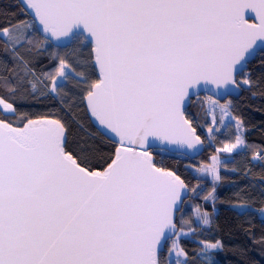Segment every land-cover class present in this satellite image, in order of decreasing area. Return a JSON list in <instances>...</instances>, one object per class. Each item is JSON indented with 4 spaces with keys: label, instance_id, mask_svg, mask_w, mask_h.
<instances>
[{
    "label": "snow or ice",
    "instance_id": "obj_1",
    "mask_svg": "<svg viewBox=\"0 0 264 264\" xmlns=\"http://www.w3.org/2000/svg\"><path fill=\"white\" fill-rule=\"evenodd\" d=\"M27 7L34 19L23 28L44 41L91 45L96 78L76 75L116 147L99 159L70 151L59 119L30 118L0 98V264H189L172 240L189 222L181 218L176 231L186 185L154 163L153 145L201 143L183 111L190 90L203 83L227 93L249 59L264 56V0H27ZM0 40L15 51L32 36L15 25L0 29ZM67 68L60 60L55 75L45 74L54 92ZM241 143L237 135L221 151ZM212 160L206 171L215 173ZM201 220L209 223L207 213ZM201 243L202 253L221 246Z\"/></svg>",
    "mask_w": 264,
    "mask_h": 264
},
{
    "label": "trees",
    "instance_id": "obj_2",
    "mask_svg": "<svg viewBox=\"0 0 264 264\" xmlns=\"http://www.w3.org/2000/svg\"><path fill=\"white\" fill-rule=\"evenodd\" d=\"M25 23L30 25L32 20L17 0H0V29L20 25L32 36L31 44L25 43L15 51L0 40V98L13 103L18 113L30 118L59 119L65 125L68 150H83L97 159L109 156L116 145L92 126L82 103L86 93L76 75L84 73L91 80L96 78L92 75L91 46L73 41L64 46H52L32 28L24 29ZM17 52L27 61L30 72H25ZM60 60L68 65L70 75L53 95L51 81L45 74L52 75ZM245 80L249 83H244ZM5 82L8 87H16V91H8ZM236 82L241 93L227 100L231 116L241 122L242 150L222 155L224 145L235 142V130L228 125L207 137L208 116L202 102L194 98L184 115L204 142L203 153L189 160L181 155L152 151L154 163L179 175L189 190L175 220L177 232L181 218L189 221L182 225L188 235L177 242L187 251L189 264H209V261L211 264H264V56L255 55L245 71L236 76ZM32 84H36L35 91ZM12 120L13 126H17L16 118ZM219 153L224 160L219 166L218 182L213 184L200 178L197 168L208 165ZM241 204L244 209H235ZM205 213L210 219L208 227L199 225ZM201 241H220L221 246L202 253L205 245ZM165 254L166 251L164 259Z\"/></svg>",
    "mask_w": 264,
    "mask_h": 264
},
{
    "label": "water",
    "instance_id": "obj_3",
    "mask_svg": "<svg viewBox=\"0 0 264 264\" xmlns=\"http://www.w3.org/2000/svg\"><path fill=\"white\" fill-rule=\"evenodd\" d=\"M17 1L20 4V6L25 10V12L29 16V18L31 20H33L34 19V11L27 7V0H17ZM246 18H247V16H246ZM37 23H38V20H37ZM38 34L43 39L44 34L42 32L38 33ZM70 41L71 40H68L66 38H61L60 41H56L55 38H53V40L50 42V44L52 46L58 47V46L67 45ZM91 54H92V61H93L94 53L92 52V47H91ZM254 57H255V55L249 59V62L247 64H249L254 59ZM92 66H93V64H92ZM246 67H247V65H246ZM246 67L244 68L243 72L245 71ZM243 72L236 74V76L242 74ZM236 76H235V79H236ZM227 88H228V91L226 93L224 91L223 87L221 89H217L215 85H206L205 86L203 83H201L200 85H197L195 88L190 90L191 96H190V99H188L187 102L185 103V105L183 106V111H185L189 107L191 99H194L200 95H204L208 98L211 97L212 100H216V101L221 103V102H224L225 100H227L228 98H237L241 93L240 88L237 86V84L236 85H229V86H227ZM85 96L83 97L82 103L85 107L87 116L92 123V126L101 136H103L106 140L113 143V140L110 137L114 136L115 134L111 133L110 130H108L107 134H106L105 127L103 125H100L99 121L96 120V118L91 115V111L87 107V101L85 99ZM116 139H118V137ZM159 145H160V142H157L156 145H153L152 151H160ZM203 150H204V142L201 140V143L195 145V147H193V148H188L186 145L169 144L165 147L163 152H166V153L172 154V155H181V156L186 157L189 160H194V159H197L203 153ZM183 195H184V201H185L189 195V191L187 188H186V190H184ZM181 207H182V205H181ZM176 214L174 216L175 220H176ZM174 237L175 236H173L172 240L174 239ZM172 240H169L168 242H170Z\"/></svg>",
    "mask_w": 264,
    "mask_h": 264
},
{
    "label": "rangeland",
    "instance_id": "obj_4",
    "mask_svg": "<svg viewBox=\"0 0 264 264\" xmlns=\"http://www.w3.org/2000/svg\"><path fill=\"white\" fill-rule=\"evenodd\" d=\"M58 67H59V65H58ZM57 71V70H56ZM56 71L52 74V75H55V73H56ZM66 72H68V75H70L69 74V70L68 69H66ZM57 79H59V77H57ZM64 82V81H63ZM62 82V83H63ZM242 84H243V82H242ZM62 85V84H61ZM53 95H54V91L52 90V87H51V91H50ZM195 101L196 102H202V108H203V110H205V112H206V114H207V116H208V122H209V126H210V128H213V129H216V130H214V131H217V130H221L222 128H224L225 127V125H231L233 128H234V130H235V139H236V136L237 135H239L240 136V138H241V140L243 141V136H242V127H241V125H240V127L238 128L237 127V121L236 120H234V119H230L229 117H224L223 116V112H222V110H221V108L219 107V106H216L215 108L213 107V105H212V103L209 101V98L208 97H206V96H198V97H196L195 98ZM220 105H226L227 107H228V109H229V106H230V103H229V100H225L224 102H218ZM2 107V106H1ZM213 116H215L216 117V120L217 121H219L221 118H223L224 119V124L223 125H221V124H219V123H214L213 122ZM230 116H231V114H230ZM232 117V116H231ZM213 132V131H212ZM212 132H209V130L208 131H206V136L207 137H209L211 134H212ZM235 143V142H234ZM243 147H244V142L243 143H241L236 149H234L232 152H224V151H222L221 153H222V155H230V154H232L233 152H235V151H238V150H242L243 149ZM221 153H219L218 155H216L215 157H216V162H215V168H216V171H215V173H213V172H210V171H206V169L209 167V166H211L212 164H213V160H212V158L210 159V162L208 163V165H205V166H198V176L200 177V178H202V179H204V180H208L209 182H211V183H213V184H215V183H217L218 182V179H215V176H217L218 175V171H219V166H220V163L221 162H223V160L224 159H222V158H220V154ZM189 191V190H188ZM235 209H237L238 211H241V208L240 207H238V206H235ZM243 209H244V207H243ZM207 219L209 220V222H210V219H209V217L207 216ZM199 222H200V226H202V227H208V225H209V223L208 224H205V223H203V220H201V218H200V220H199ZM188 234H185L184 233V235H177V236H175L174 237V239L173 240H175L176 241V243L178 242V240L181 238V237H183V236H187ZM168 245H169V247H171L172 246V241H170V243L168 242ZM207 250H212V249H207ZM165 251H166V254H165V261H167V259H168V252H167V250L165 249ZM164 251V252H165ZM181 259H183V257H181Z\"/></svg>",
    "mask_w": 264,
    "mask_h": 264
},
{
    "label": "crops",
    "instance_id": "obj_5",
    "mask_svg": "<svg viewBox=\"0 0 264 264\" xmlns=\"http://www.w3.org/2000/svg\"><path fill=\"white\" fill-rule=\"evenodd\" d=\"M1 107V106H0Z\"/></svg>",
    "mask_w": 264,
    "mask_h": 264
}]
</instances>
